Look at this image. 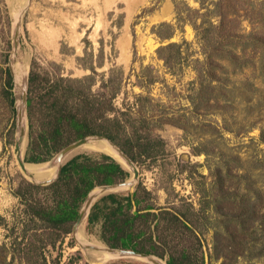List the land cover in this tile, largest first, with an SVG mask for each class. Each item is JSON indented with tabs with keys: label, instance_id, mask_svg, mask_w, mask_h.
<instances>
[{
	"label": "trees",
	"instance_id": "16d2710c",
	"mask_svg": "<svg viewBox=\"0 0 264 264\" xmlns=\"http://www.w3.org/2000/svg\"><path fill=\"white\" fill-rule=\"evenodd\" d=\"M174 2L176 23L164 21L154 29L163 43L157 55L171 74H179L190 59L189 43L170 39L177 24L191 23L203 55V58H192L196 78L188 98L193 112H212L218 102L228 103L229 86L224 76L228 68L237 72L253 66L260 68L264 76V32L244 35L236 25L241 9L250 12L251 19L264 20L262 7L257 11V5L251 1L241 8V4L235 7L236 0H216L217 22L207 13L201 15L197 24L184 13L198 14L199 10L191 9L185 0ZM89 69L91 74L65 77L32 61L28 77L29 141L25 160L45 162L76 140L99 137L90 135L108 137L137 164L162 154L166 142L161 136L153 135V128L169 118L164 113L159 117L146 115L155 105L152 98L137 94L134 102L129 105L123 102V107H119L116 98L122 87L121 70L111 68L106 76L99 74L95 66ZM147 72H151L150 67L143 71L142 80L150 84L154 78ZM0 81V105L8 106L14 114V82L8 67H0ZM211 174L215 178L210 187L200 190L205 201L199 209L141 206L138 189L128 194L109 193L92 205L88 226L101 223L100 237L111 248L153 254L165 259L167 264H208L206 257L209 264L213 259L234 264L241 257L264 255V190L240 189L239 192V188L229 187L231 190L224 191L221 187L223 191L216 193L214 187L225 181L222 167L211 170ZM129 176L130 172L107 153H79L61 166L58 178L52 183L20 184L14 194L25 206L23 223L17 227L21 229L19 235L8 245L0 242V264H13L17 258L22 264H47V247H55L72 232L90 191L96 186L123 182ZM5 222L0 213V225ZM208 233L211 246L206 253L204 241Z\"/></svg>",
	"mask_w": 264,
	"mask_h": 264
},
{
	"label": "rangeland",
	"instance_id": "374dc122",
	"mask_svg": "<svg viewBox=\"0 0 264 264\" xmlns=\"http://www.w3.org/2000/svg\"><path fill=\"white\" fill-rule=\"evenodd\" d=\"M247 1L257 5V11L264 9V0H236L235 7L241 4L243 8ZM185 2L191 9L199 10L198 14L184 13L192 22L199 24L201 15L207 13L217 22L216 0ZM152 7L153 10L144 12ZM240 13L236 22L239 33L248 35L254 31L263 34L264 20L251 19L250 12L244 9ZM176 15L174 0H0V67L11 70L15 98L14 114L8 106L0 105V213L6 219L5 225H0L1 243L8 245L21 230L17 227L23 223L25 206L14 191L24 182L39 183L21 168L15 147L18 126L14 69L21 64L27 66V90L33 60L42 69L65 77L91 74L89 66H95L99 74L108 76L109 70L117 67L122 78L121 92L116 98L119 107L123 102L129 105L137 94H143L151 97L155 104L146 115L159 117L164 113L169 118L163 125L153 128V135L161 136L166 142L163 153L155 159L146 158L140 164L135 162L139 177L133 184L128 188L106 191L95 202L109 193L128 194L138 189L141 206H193L199 209L205 201L200 190L204 186L210 187L215 178L211 170L215 171L218 166L223 169L225 181L214 187L216 193L231 190L229 187L239 188V192L240 189H249L250 192L256 188L264 190V76L261 69L248 66L232 72L228 68L224 75L229 86L228 103L218 102L212 112H193L188 98L192 81L196 78L192 58H203V55L191 23L177 24L170 39L189 43L190 59L188 65L178 71L179 74H171L157 55V49L163 43L154 29L164 21L176 23ZM148 67L151 72L147 74L154 78L150 84L142 80L143 71ZM97 87L98 84L94 88ZM147 102L151 103L150 100ZM27 126L29 129L28 120ZM90 136L99 137L85 138L110 141L100 135ZM28 141L27 137L24 160ZM59 152L45 162L25 161L26 164H51ZM79 153L105 152L83 149L70 158ZM128 171L130 176L117 185L133 180V172ZM30 173L35 174V171ZM237 174H243V177H235ZM100 231L101 223L90 228L86 220L80 238L72 230L55 247H47V264H97L91 259L95 247H109L101 239ZM206 237L204 249L207 253L211 236L208 233ZM19 261L17 258L13 264H22ZM110 263L149 262L121 256L102 264ZM211 264H222V259H213ZM234 264H264V255L241 257Z\"/></svg>",
	"mask_w": 264,
	"mask_h": 264
},
{
	"label": "bare ground",
	"instance_id": "6f19581e",
	"mask_svg": "<svg viewBox=\"0 0 264 264\" xmlns=\"http://www.w3.org/2000/svg\"><path fill=\"white\" fill-rule=\"evenodd\" d=\"M17 14H18V12H17ZM18 15H20V13ZM16 21H17V19H16ZM14 70H15V77H16L15 92L17 94V104L19 105V103L21 102L20 101V99H21L20 95L25 92L26 79H27V66L24 64H21L19 67L15 66ZM19 133H20V128H18L17 136L19 135ZM26 143H27V137H25V140L22 144V148H21V154L22 155H23V150H24ZM83 149L84 150L85 149H88V150L89 149H97V150L103 151V152L113 156L127 170H130L131 172H133V166L129 164L128 160L123 155V152L121 151V149L119 147H117L115 144H113L110 141H107L104 139H98V138H94V139L87 138L81 145L77 146L67 156L63 157L60 160H54L51 164L50 163L26 164V162H25V166L23 169L26 171V173H28V175L33 180L40 181L43 179H50V178L52 179L53 177H55V175H57V171H58L59 167L61 166V164L66 159H68L72 154L76 153L77 151L83 150ZM16 153H17V151H16ZM32 170L35 171V174L30 173V171H32ZM134 180L135 179L133 178V180H129L126 183L121 184V187L118 184L115 186L114 185L109 186V188H106V187L94 188L90 192L88 199L86 200V202L84 204V213L86 216H85L83 222L79 225V228L76 230V232H75L76 236L78 238H80L82 227L86 223L89 208L93 204V202H95V200L98 197H100L101 194L106 192L107 189L114 190L117 188H128V186L133 184ZM121 256L122 257L123 256L134 257L136 259L147 261V262L152 263V264H166L165 261L161 260L159 257L154 256L152 254H146L145 255V254H140V253H131L130 251H125V250H120V249H112V248H109L105 245H100V246L98 245V247H95V250L92 253L91 259L93 262H95L97 264H102V263H105L111 259L118 258Z\"/></svg>",
	"mask_w": 264,
	"mask_h": 264
},
{
	"label": "water",
	"instance_id": "95a60500",
	"mask_svg": "<svg viewBox=\"0 0 264 264\" xmlns=\"http://www.w3.org/2000/svg\"><path fill=\"white\" fill-rule=\"evenodd\" d=\"M16 40H17V37H16ZM17 42V41H16ZM15 87H16V78H15ZM27 92H28V89L26 90V86H25V92L22 93L20 95L21 99H20V103L19 105L17 104V126L18 128H20V133L19 135L17 136V139H16V143H15V147H16V151H17V159L19 161V164L21 166V168H24L25 166V160H24V157L23 155L21 154V148H22V144L25 140V137H28V126H27V120H28V117H27ZM25 121V122H24ZM101 137H105L107 139H109L108 137L106 136H101ZM87 138H82V139H79L75 142H72L70 143L69 145L65 146L62 150H60V152L57 154V156L55 157V160H60L62 159L63 157L67 156L69 153H71L77 146L81 145ZM110 140V139H109ZM111 141V140H110ZM112 142V141H111ZM118 147V146H117ZM121 149V148H120ZM121 151L123 152V155L126 157V159L128 160L129 164L133 166V176H134V179H137L139 177V170L137 168V165L136 163L131 159V157H129L122 149ZM70 158V157H69ZM69 158L67 160H69ZM66 160V161H67ZM64 161L63 164L66 162ZM62 164V165H63ZM61 165V166H62ZM61 166L59 167L58 171H57V175L55 176V178H50V179H43V180H40L39 183L40 184H47V183H50L52 182L54 179H56L59 174H60V170H61ZM114 186L117 185V184H113ZM113 185H103V187H106V188H109V186H113ZM119 186H121V184H119ZM93 190V189H92ZM91 190V191H92ZM90 191V192H91ZM106 191H110L109 189H107ZM90 194V193H89ZM88 194V196H89ZM88 196L86 198V200L88 199ZM86 202V201H85ZM94 203V202H93ZM85 204V203H84ZM93 205V204H92ZM92 205L90 206L89 208V212H90V209L92 207ZM89 212L87 214V217L89 215ZM85 213H84V205L80 211V215L76 221V223L74 224L73 226V231L74 233L76 232V230L79 228V225L83 222L84 218H85ZM125 251H130L131 253H140V252H136V251H133V250H125ZM140 254H145V253H140ZM146 255V254H145ZM167 264V263H166Z\"/></svg>",
	"mask_w": 264,
	"mask_h": 264
},
{
	"label": "crops",
	"instance_id": "0c3cea01",
	"mask_svg": "<svg viewBox=\"0 0 264 264\" xmlns=\"http://www.w3.org/2000/svg\"><path fill=\"white\" fill-rule=\"evenodd\" d=\"M96 187H97V186H96ZM96 187H94V188H96ZM100 187H103V186H100ZM94 188H93V189H94ZM107 192H108V191H107ZM87 218H88V217H87ZM86 220H87V219H86Z\"/></svg>",
	"mask_w": 264,
	"mask_h": 264
}]
</instances>
